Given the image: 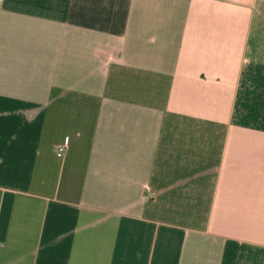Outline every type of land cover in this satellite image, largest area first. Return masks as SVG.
I'll return each mask as SVG.
<instances>
[{"label":"crops","instance_id":"1","mask_svg":"<svg viewBox=\"0 0 264 264\" xmlns=\"http://www.w3.org/2000/svg\"><path fill=\"white\" fill-rule=\"evenodd\" d=\"M0 264H264V0H0Z\"/></svg>","mask_w":264,"mask_h":264},{"label":"built area","instance_id":"2","mask_svg":"<svg viewBox=\"0 0 264 264\" xmlns=\"http://www.w3.org/2000/svg\"><path fill=\"white\" fill-rule=\"evenodd\" d=\"M70 137L67 136L64 139V142L58 146L57 149V156L62 157L67 149L68 143H69Z\"/></svg>","mask_w":264,"mask_h":264}]
</instances>
